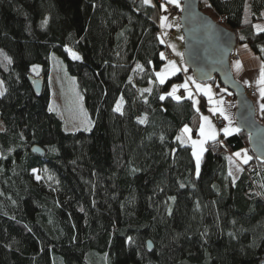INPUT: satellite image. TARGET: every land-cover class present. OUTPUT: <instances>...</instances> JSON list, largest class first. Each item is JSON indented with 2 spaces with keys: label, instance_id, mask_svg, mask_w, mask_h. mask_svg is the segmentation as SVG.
<instances>
[{
  "label": "trees",
  "instance_id": "16d2710c",
  "mask_svg": "<svg viewBox=\"0 0 264 264\" xmlns=\"http://www.w3.org/2000/svg\"><path fill=\"white\" fill-rule=\"evenodd\" d=\"M199 4L264 64L254 27L264 0ZM162 10L144 0H0V264H264V159L239 129L207 144L197 175L193 148L176 139L197 125L194 99L169 95L182 72L164 83L156 75L167 60ZM53 53L76 78L90 131H68L50 108ZM30 76L43 78L41 96ZM244 148L250 159L234 180L228 158Z\"/></svg>",
  "mask_w": 264,
  "mask_h": 264
},
{
  "label": "water",
  "instance_id": "95a60500",
  "mask_svg": "<svg viewBox=\"0 0 264 264\" xmlns=\"http://www.w3.org/2000/svg\"><path fill=\"white\" fill-rule=\"evenodd\" d=\"M180 21L184 33V60L196 80L218 77L221 83L235 92L237 123L249 134V146L255 156L264 159V124L257 116L254 99L244 84L239 82L231 68V54L238 46L237 35L200 9L199 0H180ZM37 96L43 92V78L30 76ZM36 154L45 151L38 145L32 147ZM148 249H153L151 240Z\"/></svg>",
  "mask_w": 264,
  "mask_h": 264
},
{
  "label": "crops",
  "instance_id": "0c3cea01",
  "mask_svg": "<svg viewBox=\"0 0 264 264\" xmlns=\"http://www.w3.org/2000/svg\"><path fill=\"white\" fill-rule=\"evenodd\" d=\"M175 2V7L180 8V1L175 0ZM173 15L175 14H170L165 11L163 14V16H165L164 20L161 19L160 22L161 39L163 43L166 44L168 41L164 36V30H172L174 19ZM238 50L239 58L231 61V68L236 79L244 84L245 87L247 86L249 89L253 86L257 89V94L252 98L254 99L257 109V116L261 119L262 114L264 113V107H262L264 106V95H262L264 83H258V81L261 79L260 70L264 67V64L262 59L259 58L251 47L247 45H239ZM174 60L175 65L169 66L166 70L163 72L160 71L159 73H162L164 80L179 72H182L184 75V81L182 83H187L188 88L180 89L178 96L181 97L182 95H185L192 97L194 99L197 112L199 113V117L196 127L191 124H185L181 128V132H179L178 136L181 137L184 144H189L193 148V151L196 153L195 158L198 155L201 159L207 144L210 141L219 138L222 134H225L223 129H229L231 134L239 130L237 124V101L233 98L231 92L227 88L218 86L214 83L196 80L193 73L186 70V68L183 67L182 62L177 57H175ZM237 62H240L239 67L237 66ZM158 78L160 81L161 78ZM196 81L202 83L200 84V88H198L199 90L197 89V86H195ZM216 116H222L226 120L225 126L219 128L215 124ZM203 117H207L208 119L204 120ZM185 127L190 129V131L184 132L183 129ZM201 128H203V135L201 134ZM213 136L214 139L212 138ZM181 140L179 141L181 142ZM193 141H196V143L194 144ZM201 149L204 150L201 151ZM236 153L237 152H235V156L233 154L228 158L229 170L234 180H236L241 174L243 166L242 163H245L239 159L238 156H236Z\"/></svg>",
  "mask_w": 264,
  "mask_h": 264
},
{
  "label": "rangeland",
  "instance_id": "374dc122",
  "mask_svg": "<svg viewBox=\"0 0 264 264\" xmlns=\"http://www.w3.org/2000/svg\"><path fill=\"white\" fill-rule=\"evenodd\" d=\"M166 1L169 2L171 6H175V3L177 2V1L175 2V0H166ZM180 5H181L180 6L181 8L182 7L181 1H180ZM178 8L179 7H177V9ZM165 10L168 11V9L164 7L162 12H164ZM173 16H174V19H173V24H172V30L166 31L163 29L164 36L166 40L168 41L167 44L170 46V48L173 51L174 58L177 57L182 62L183 67H185L186 70H188L189 68L187 67L185 60H184L185 43H184V33H183L181 21H180V13L177 12ZM164 17L165 16H162L161 19L164 20ZM258 24L264 27L263 25L264 22H261ZM72 53H76L79 55V53H77L74 50L70 51L71 56H72ZM173 60L167 59L161 71L163 72L169 66L175 65V60L174 61ZM170 62H173V63H170ZM35 65L39 67L37 68L36 71H33V70L32 71L34 74H37L38 72H40L41 67L39 64H35ZM0 81H2L1 78H0ZM49 81H50V86L52 88V98H51L50 108L52 111H55L61 117V119L65 123V128L68 131H78V130L90 131L92 128L93 122H92V119L90 118V114L88 113L86 109L84 96L81 93L77 85L76 78L69 74V72L66 69V65L63 59L57 53H53L51 55V74L49 77ZM184 84L185 83L179 82V83H175L174 85L181 86ZM200 84L202 83H200L199 81L198 82L196 81L195 86L200 85ZM173 86L171 87L169 93L172 92ZM3 89H5L4 83L0 85V90H3ZM180 89H184V87H177L176 92H175V97H179L178 95H179ZM121 98H119L118 101H120ZM123 106H124V99L122 103V108ZM3 128H4V122L2 121L0 117V129H3ZM237 153H240L238 158L241 159L242 161H245V159L248 158L250 155L247 149H242L240 151H237ZM234 156H235V153H234ZM243 164L245 163H242V165ZM242 170H243V166H242Z\"/></svg>",
  "mask_w": 264,
  "mask_h": 264
},
{
  "label": "snow or ice",
  "instance_id": "6c2138e0",
  "mask_svg": "<svg viewBox=\"0 0 264 264\" xmlns=\"http://www.w3.org/2000/svg\"><path fill=\"white\" fill-rule=\"evenodd\" d=\"M149 2H150V0H144V3H149ZM165 19H166V18H165ZM43 23L46 24L47 21L45 20ZM254 27L256 28L257 32H264V27H262L261 25L257 24V25H254ZM162 42H163V41H162ZM0 51H2V50H0ZM69 51H71V50H69ZM262 51H264V49H262ZM161 55H163V54H161ZM72 56H73V59H80V58H81V57H80L78 54H76V53H72ZM3 59L6 60L9 64L12 62V61H11V57H8V56H6V55L3 57ZM170 63H173V62H170ZM237 66H238V67L240 66V62H237ZM38 67H39V66L34 65L33 68H32V70H33V71H36ZM138 67H142V66L138 65ZM260 74H261V79H260V81H258V83H264V67L261 68V70H260ZM156 75H157L158 77L161 78V79H160V83H164V78H163L162 73H159V72H158V73H156ZM2 84H3V81H0V85H2ZM177 87L188 88V84L185 83L184 85H181V86H175V85H174V86H173V90H172L171 93H169V95L175 96V92H176ZM197 87L200 88V85H197ZM6 91H7L6 89L0 90V96H3L4 93H5ZM143 91H145V92H150L151 89H144ZM190 95H191V93H190ZM262 95H264V90H262ZM160 99L163 100V99H164V96H161ZM176 99L179 100L180 97H176ZM122 103H123V98H121V100L117 102V104H116V106H115V108H114V111L119 112V113L122 114ZM262 107H264V106H262ZM203 119H204V120H207L208 118H207V117H203ZM145 122H146L145 120H140V123H145ZM0 130H2V129H0ZM183 131H184V132H189L190 129H188L187 127H185V128L183 129ZM223 131L225 132L226 135H230V134H231L230 131H229V129H227V128L223 129ZM201 134L203 135V128H201ZM212 138L214 139V136H213ZM176 139H177V140H181V137H180V136H177ZM181 143H183L182 140H181ZM193 143L195 144L196 141H193ZM201 143H202V142H201ZM203 150H204V149H201V151H203ZM193 154L196 155L195 152H194ZM236 155L239 156L240 153H236ZM248 159H250V157H249V158H246L244 162L247 163V160H248ZM199 163H200V157L197 155V157H196L197 175L199 174ZM33 171L35 172L36 170L34 169ZM36 178H37V179H40L39 176H37ZM49 179H51V177H49ZM172 199H175V198L173 197Z\"/></svg>",
  "mask_w": 264,
  "mask_h": 264
},
{
  "label": "built area",
  "instance_id": "2783aa9c",
  "mask_svg": "<svg viewBox=\"0 0 264 264\" xmlns=\"http://www.w3.org/2000/svg\"><path fill=\"white\" fill-rule=\"evenodd\" d=\"M150 3L152 5H155L157 8L161 7L162 9L164 7H166L168 9V13L170 14H175L177 12H179V8L177 9V7L175 6H171L169 2H167L166 0H150ZM164 12H160V15L163 16ZM225 18L222 17V21H224ZM164 55L167 59H175L174 58V54L172 49L170 48V46L166 43H164ZM239 58V51L238 49H235L232 54H231V59H238ZM248 93L250 96H255L257 94V89L255 87H250L248 90ZM215 124L221 128L223 126H225L226 124V120L222 117V116H216L215 117ZM233 153H231L230 155H232Z\"/></svg>",
  "mask_w": 264,
  "mask_h": 264
},
{
  "label": "bare ground",
  "instance_id": "6f19581e",
  "mask_svg": "<svg viewBox=\"0 0 264 264\" xmlns=\"http://www.w3.org/2000/svg\"><path fill=\"white\" fill-rule=\"evenodd\" d=\"M179 13V12H178Z\"/></svg>",
  "mask_w": 264,
  "mask_h": 264
}]
</instances>
